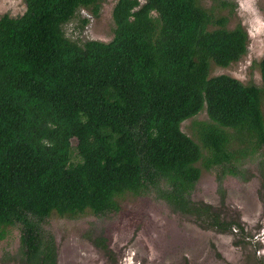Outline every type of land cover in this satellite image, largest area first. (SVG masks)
Returning <instances> with one entry per match:
<instances>
[{"label": "trees", "instance_id": "1", "mask_svg": "<svg viewBox=\"0 0 264 264\" xmlns=\"http://www.w3.org/2000/svg\"><path fill=\"white\" fill-rule=\"evenodd\" d=\"M211 2L117 0L108 42L64 32L82 8L98 16L101 0H24L22 14L0 15V241L19 227L25 264H57L44 227L53 215L115 213L126 195L246 242L223 181L246 178L258 155L264 186V58L262 86L211 76L250 43L245 26L230 27L235 1ZM202 111L195 140L181 126ZM214 168L220 207L192 198ZM93 241L111 253L105 237Z\"/></svg>", "mask_w": 264, "mask_h": 264}, {"label": "rangeland", "instance_id": "2", "mask_svg": "<svg viewBox=\"0 0 264 264\" xmlns=\"http://www.w3.org/2000/svg\"><path fill=\"white\" fill-rule=\"evenodd\" d=\"M101 1L98 16L82 8L64 25L68 38L79 43L90 39L108 42L113 38L112 12L117 0ZM234 1L237 5L230 27L237 23L246 27L250 37L248 53L227 67L212 63L211 76L227 74L243 83L262 86L258 63L264 58V0ZM204 2L207 7L212 4L211 0ZM24 11V0H0V15L18 16ZM262 108L264 112V99ZM206 116L202 111L185 120L182 130L197 140L192 120ZM256 156L245 163L246 178L227 175L223 181L225 214L238 215L247 233L245 243L238 242L237 233L200 227L153 196L126 195L115 213L86 212L76 218H49L44 227L57 243V264H264V186ZM216 174V168L203 169L192 194L195 201L221 206ZM20 235L19 227H11L0 241V264H25ZM96 236L105 237L111 253L94 243Z\"/></svg>", "mask_w": 264, "mask_h": 264}]
</instances>
